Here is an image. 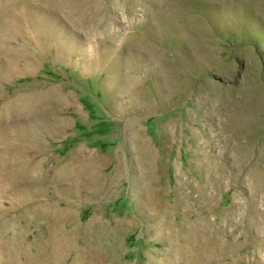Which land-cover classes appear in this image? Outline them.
I'll return each mask as SVG.
<instances>
[{
  "label": "rangeland",
  "instance_id": "374dc122",
  "mask_svg": "<svg viewBox=\"0 0 264 264\" xmlns=\"http://www.w3.org/2000/svg\"><path fill=\"white\" fill-rule=\"evenodd\" d=\"M1 46L17 264H264V0H0Z\"/></svg>",
  "mask_w": 264,
  "mask_h": 264
},
{
  "label": "bare ground",
  "instance_id": "6f19581e",
  "mask_svg": "<svg viewBox=\"0 0 264 264\" xmlns=\"http://www.w3.org/2000/svg\"><path fill=\"white\" fill-rule=\"evenodd\" d=\"M2 51L3 47L1 46L0 52ZM82 172H85V174L92 173L94 172V169H92L90 166H88V168L85 166V168H82ZM10 175L13 176V179H18L23 175V173H15ZM18 233L6 238L4 231H0V264H17L19 259L22 260V257L20 256L21 254L17 253V250L20 248V246H22V239ZM71 251L72 249L69 248V246L60 245L57 248V251L52 250L45 251L43 253L41 252L38 256L32 259L33 262L28 259L26 264H36V262L39 260H41L43 264H66V257Z\"/></svg>",
  "mask_w": 264,
  "mask_h": 264
},
{
  "label": "crops",
  "instance_id": "0c3cea01",
  "mask_svg": "<svg viewBox=\"0 0 264 264\" xmlns=\"http://www.w3.org/2000/svg\"><path fill=\"white\" fill-rule=\"evenodd\" d=\"M78 165L79 166L75 167V169L71 170V172L75 173V175L78 176L79 179H81L84 182V184H88L90 178L94 179L95 171L92 173L85 174V172L84 173L82 172V168H85V166H87V168H88V166H90L92 169L97 170V166L94 163L88 162V161L80 162ZM23 175H24V173H23ZM95 180H97V179H94V181ZM94 183H98V182H94Z\"/></svg>",
  "mask_w": 264,
  "mask_h": 264
}]
</instances>
